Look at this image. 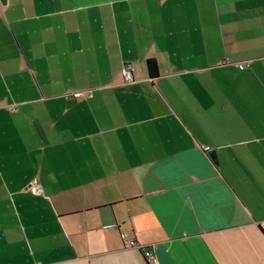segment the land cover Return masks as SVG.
Here are the masks:
<instances>
[{
  "label": "crops",
  "instance_id": "obj_1",
  "mask_svg": "<svg viewBox=\"0 0 264 264\" xmlns=\"http://www.w3.org/2000/svg\"><path fill=\"white\" fill-rule=\"evenodd\" d=\"M125 240L264 264V0L0 2V264H149Z\"/></svg>",
  "mask_w": 264,
  "mask_h": 264
},
{
  "label": "built area",
  "instance_id": "obj_2",
  "mask_svg": "<svg viewBox=\"0 0 264 264\" xmlns=\"http://www.w3.org/2000/svg\"><path fill=\"white\" fill-rule=\"evenodd\" d=\"M245 67L244 63H239L238 68L243 69ZM132 67L128 64H125L121 68V75L126 82L132 81L133 78V73H132ZM29 190L33 194H39L42 192L41 186L37 183L34 182L30 185ZM124 246L128 248H136L139 249L143 252L144 257L148 261L149 264H159L158 258L156 255L153 253V249L149 247H153L152 245H143L139 244L133 240H125L124 241Z\"/></svg>",
  "mask_w": 264,
  "mask_h": 264
},
{
  "label": "trees",
  "instance_id": "obj_3",
  "mask_svg": "<svg viewBox=\"0 0 264 264\" xmlns=\"http://www.w3.org/2000/svg\"><path fill=\"white\" fill-rule=\"evenodd\" d=\"M146 66L150 74L155 75L157 73V66L154 59H148L146 62Z\"/></svg>",
  "mask_w": 264,
  "mask_h": 264
},
{
  "label": "water",
  "instance_id": "obj_4",
  "mask_svg": "<svg viewBox=\"0 0 264 264\" xmlns=\"http://www.w3.org/2000/svg\"><path fill=\"white\" fill-rule=\"evenodd\" d=\"M0 2H1L2 4H5V3H6V0H0Z\"/></svg>",
  "mask_w": 264,
  "mask_h": 264
}]
</instances>
